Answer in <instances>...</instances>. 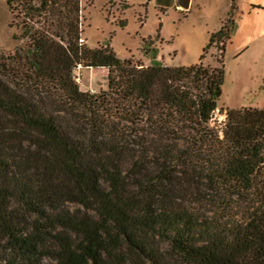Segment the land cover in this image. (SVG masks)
<instances>
[{
    "label": "trees",
    "instance_id": "trees-1",
    "mask_svg": "<svg viewBox=\"0 0 264 264\" xmlns=\"http://www.w3.org/2000/svg\"><path fill=\"white\" fill-rule=\"evenodd\" d=\"M33 1L5 0L57 20L0 57V264H264V109L210 126L224 44L215 68L143 67L79 43L80 0ZM78 66L107 90L81 91Z\"/></svg>",
    "mask_w": 264,
    "mask_h": 264
},
{
    "label": "rangeland",
    "instance_id": "rangeland-1",
    "mask_svg": "<svg viewBox=\"0 0 264 264\" xmlns=\"http://www.w3.org/2000/svg\"><path fill=\"white\" fill-rule=\"evenodd\" d=\"M32 5L38 7L39 2L34 0ZM177 8L176 0H80L79 43L89 49L107 46L117 59L143 67L171 68L194 66L203 54L204 66L218 67L224 44V81L210 126L222 128L226 109H264V0H192L187 10ZM23 12L17 3L10 12L5 0H0V57L4 59L29 47L24 21L38 31L55 29V16L41 12L29 20ZM228 19L233 21L229 40L213 43L203 53L210 35L227 25ZM122 21L124 26H119ZM144 41L151 47L148 54ZM74 76L83 92L107 90L106 69L78 66ZM0 77L12 83L14 76L0 69ZM206 202L202 200L201 206L211 209Z\"/></svg>",
    "mask_w": 264,
    "mask_h": 264
},
{
    "label": "water",
    "instance_id": "water-1",
    "mask_svg": "<svg viewBox=\"0 0 264 264\" xmlns=\"http://www.w3.org/2000/svg\"><path fill=\"white\" fill-rule=\"evenodd\" d=\"M190 0H177L176 5L182 10H187L189 8Z\"/></svg>",
    "mask_w": 264,
    "mask_h": 264
},
{
    "label": "crops",
    "instance_id": "crops-1",
    "mask_svg": "<svg viewBox=\"0 0 264 264\" xmlns=\"http://www.w3.org/2000/svg\"><path fill=\"white\" fill-rule=\"evenodd\" d=\"M177 1V0H176ZM192 0H190V2H191ZM189 5H190V3H189ZM176 7H177V5H176ZM177 9H180V8H177Z\"/></svg>",
    "mask_w": 264,
    "mask_h": 264
}]
</instances>
